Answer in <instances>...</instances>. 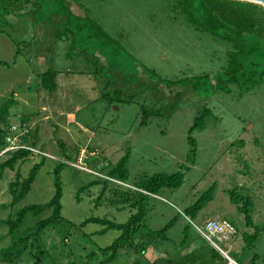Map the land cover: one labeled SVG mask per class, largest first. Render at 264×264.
<instances>
[{"label": "rangeland", "instance_id": "obj_1", "mask_svg": "<svg viewBox=\"0 0 264 264\" xmlns=\"http://www.w3.org/2000/svg\"><path fill=\"white\" fill-rule=\"evenodd\" d=\"M31 1L11 4V13L0 16V62L6 64L0 66V119L4 135L11 125L13 132L31 126L23 141L45 157L34 154L3 171L0 220L47 203L55 191L53 170L63 163L64 221L39 236L42 264H99L106 256L100 248L121 232L100 234V224H79L89 217L126 222L135 210L113 203V189L133 190L143 175L181 171L179 188L149 198L145 236L106 264H224L223 251L239 264H264V78L241 97L234 84L229 92H213L232 45L187 24L173 0ZM47 68L58 71L53 93L37 89V74ZM148 70L181 82L168 85ZM203 106L214 117L191 134L192 163L188 130ZM143 109L152 115L140 126ZM42 157L25 198L3 207L14 173L25 177ZM122 157L128 158L127 186L106 176ZM203 195L210 198L202 208L188 212ZM234 195L248 207L251 224ZM49 214H28L17 233ZM209 219L230 222L235 238L206 240L194 224L203 228ZM171 220L164 234L152 233ZM6 231L0 223V248L10 242ZM28 256L23 252L17 264H33Z\"/></svg>", "mask_w": 264, "mask_h": 264}, {"label": "trees", "instance_id": "obj_2", "mask_svg": "<svg viewBox=\"0 0 264 264\" xmlns=\"http://www.w3.org/2000/svg\"><path fill=\"white\" fill-rule=\"evenodd\" d=\"M24 2L28 4L31 0H0V16L4 17L11 13V4ZM174 8L183 15L187 24L192 25L197 30H202L222 40H226L232 45V49L227 51V64L215 76L213 92L216 89H222L229 92L228 84H234L238 87L239 96L251 91L256 85L261 84L264 78V7L262 5L243 1V0H173ZM6 65L0 62V66ZM8 66V65H7ZM151 75L156 77L160 82L168 85H174L179 81L166 80L158 77L153 71ZM57 71L52 68L37 74V89L44 90L49 93L56 91ZM204 77V76H198ZM196 77V78H198ZM152 113L143 109L140 126H145ZM214 117L210 108L203 106L195 115L192 125L188 130L187 141L190 145L191 161L195 162L196 141L191 135L196 130H203L208 119ZM0 119V151L7 144L5 142L4 130L1 127ZM6 133V132H5ZM32 136V135H31ZM25 138H28L27 136ZM26 143V140L24 141ZM27 144V143H26ZM27 145L35 147L34 143ZM43 152L42 150H39ZM34 153L28 149H18L6 152L0 156V178L6 168L13 169L18 161L24 160ZM36 155V154H35ZM45 157L43 154H38ZM43 157L39 162L34 163L29 169L27 175L23 177L18 171L14 173L12 179L8 182V193L10 200L3 207H14L25 198L31 189L36 175L42 166ZM127 157H122L118 162L106 173L108 178L116 179L123 183H127L129 176L126 168ZM63 163L55 166L54 186L55 191L49 201L45 204H30L20 208L18 211L0 220L1 225L6 227V235L10 238V242L0 248V264H17L16 260L21 254L27 253L29 258L34 259L33 264H42L45 257L44 250L38 244V238L41 233L51 227L55 228L59 223L64 221L61 215V180L60 170ZM184 180V173L181 171L173 174L157 173L151 176L143 175L140 181L133 185L134 189L125 187L123 189H113L116 196L114 202L116 205L124 204L134 209L135 212L130 214L126 222L116 223L106 218L89 217L83 220L79 227H84L88 223H96L103 226L98 233L103 234L108 229H116L121 234L108 246L100 248V252L106 255L99 264H106L114 259L121 248L129 246L133 243V236L140 229L146 227L145 215L148 208V200L151 196H155L162 189H177ZM91 186V185H90ZM82 189V188H81ZM105 187L103 188V192ZM144 191L146 193H144ZM76 198H78L76 196ZM209 196L203 195L199 201H196L187 210L195 214L206 201ZM234 202L238 205V209L242 210L246 215L248 224L252 221L248 214V207L239 204L236 196H232ZM121 207H124V205ZM45 210H49L50 214L45 218H39L35 221L33 228L29 231H23L18 234L20 227L23 225L28 214L34 217L39 216ZM173 225V220L165 224L161 229L152 231L154 235L165 233ZM166 236H163L165 238ZM253 237H256L253 235ZM2 238V236H0ZM249 241V240H248ZM252 245V243L250 244Z\"/></svg>", "mask_w": 264, "mask_h": 264}, {"label": "built area", "instance_id": "obj_3", "mask_svg": "<svg viewBox=\"0 0 264 264\" xmlns=\"http://www.w3.org/2000/svg\"><path fill=\"white\" fill-rule=\"evenodd\" d=\"M16 129L15 125H11L8 128V131H11V134H7L5 137V140L7 142V147H4L1 151H0V156L3 155L6 152H12L18 149H28L31 152H33L34 154H45L44 152H40L38 149L31 147L29 145H27L24 141L23 138L27 135V133L29 132L30 128L26 125H23L21 127L20 131L17 132H13ZM111 179L113 182H116L120 185H124L127 186L126 183H123L121 181L112 179V178H108ZM144 193H146L144 191ZM194 226L196 227L197 231L206 239L209 240L210 242L212 241L211 237L212 236H218V235H222L223 238L225 239H229L232 235L235 234L236 230L233 227V225L228 222L227 220H214V219H209L206 220L205 224L203 225V228H200L198 226H196L194 224ZM231 264H239L233 260L230 261Z\"/></svg>", "mask_w": 264, "mask_h": 264}, {"label": "crops", "instance_id": "obj_4", "mask_svg": "<svg viewBox=\"0 0 264 264\" xmlns=\"http://www.w3.org/2000/svg\"><path fill=\"white\" fill-rule=\"evenodd\" d=\"M58 72V71H57ZM57 75H58V73H57ZM57 77V76H56ZM67 121L68 122H74V116H73V114H71V113H68L67 115ZM28 125V124H27ZM29 127H31V126H29ZM30 130H31V128H30ZM142 229H140L137 233H135L134 234V236H133V240H136V242H138L139 241V239H141V237H144L145 236V233L144 232H142L141 231ZM149 235V234H148ZM232 237H234L235 238V235H232ZM232 237H230L229 239H232ZM233 238V239H234ZM138 239V240H137ZM223 239H225V238H223ZM228 239V240H229ZM221 252H222V250H221ZM223 254L225 255V257H226V259H228L227 260V262L226 263H224V264H231L230 263V261L231 260H233L231 257H229V256H227V254L223 251ZM234 261V260H233Z\"/></svg>", "mask_w": 264, "mask_h": 264}, {"label": "water", "instance_id": "obj_5", "mask_svg": "<svg viewBox=\"0 0 264 264\" xmlns=\"http://www.w3.org/2000/svg\"><path fill=\"white\" fill-rule=\"evenodd\" d=\"M243 1L256 3V4L262 5L264 7V0H243Z\"/></svg>", "mask_w": 264, "mask_h": 264}]
</instances>
